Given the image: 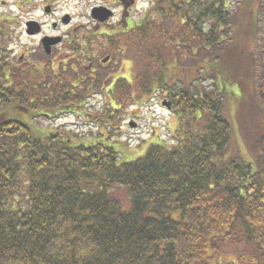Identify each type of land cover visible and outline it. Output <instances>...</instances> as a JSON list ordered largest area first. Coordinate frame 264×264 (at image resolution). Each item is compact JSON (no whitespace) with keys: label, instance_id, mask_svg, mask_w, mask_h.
I'll use <instances>...</instances> for the list:
<instances>
[{"label":"trees","instance_id":"obj_1","mask_svg":"<svg viewBox=\"0 0 264 264\" xmlns=\"http://www.w3.org/2000/svg\"><path fill=\"white\" fill-rule=\"evenodd\" d=\"M261 1H150L129 36L140 41L139 61L160 68L134 77L130 62L101 120L115 124L126 104L118 94L133 101L137 90L145 101L161 89L177 124L173 144L153 137L129 162L114 148L130 151L126 144L107 130L87 138L40 128L42 119L85 110L102 76L85 81L63 65L48 75V62L23 72L0 56V264H223L227 255L264 264V59L256 81L250 53L264 45ZM153 25L157 49L169 54L161 62L148 46ZM108 32L99 52L128 38ZM6 45L1 27L0 54ZM209 80L214 89L200 87ZM232 84L240 89L234 122Z\"/></svg>","mask_w":264,"mask_h":264},{"label":"rangeland","instance_id":"obj_2","mask_svg":"<svg viewBox=\"0 0 264 264\" xmlns=\"http://www.w3.org/2000/svg\"><path fill=\"white\" fill-rule=\"evenodd\" d=\"M56 1V2H55ZM115 0H54V8L56 9L55 13V19L54 18H45L44 20L47 23H58V19L60 21L64 20L65 18H68V26H63L59 32V34H65L69 27H74L77 31V33L74 32L73 35H75L78 38H80L81 35H86L89 32H100L103 27H96V30L93 29V22L90 19V9L94 6H108L111 5ZM237 0H231V7H234L236 5ZM19 2V0H0V28L3 27L5 34L3 33L2 39L4 42L8 41V50L10 49H16L17 52L19 51V48L17 49L16 46L21 45H27L29 47H34L37 44V41L30 42V39H26L23 36L22 29H23V22L26 20V14L23 13L20 14L19 11H17V8H15V4ZM138 8L140 9V13H143V11L146 8H149V3L146 2V0H140L139 1ZM142 3L144 5L142 6ZM112 6V5H111ZM259 13L257 17L259 18V36L264 37V0H262L259 3ZM22 10L26 9L25 7L21 6L19 7ZM120 9V8H119ZM118 8L115 10L119 11ZM117 11V12H118ZM35 16H39L40 12L36 11ZM69 16L71 20L69 19ZM8 20H16V22L8 21ZM10 27L12 29L11 35L14 33L16 34V38L18 39H12V42L9 39L8 32L6 31V28ZM77 27H80L77 29ZM95 27V26H94ZM152 29V41L148 44V46H152L156 48L157 53L155 56L159 58V62L166 60L169 58V54L167 53V50L165 48H159L157 49L158 45L163 44V41L161 38L155 34V29ZM106 29V28H104ZM182 30V29H181ZM184 32V31H183ZM53 33V32H52ZM21 36V37H20ZM81 40L78 42L80 43ZM138 38H132L131 42L127 44L126 49H128V56L130 59L134 62V69L133 72L135 73L134 77H139L142 73H147L151 75H155L157 70L160 68V65L157 63L158 61H152V60H146L143 57V62L139 61L140 52H138V49H140V43ZM77 43V42H76ZM178 41L175 42V45L180 49L182 46V40L180 41V44H177ZM130 44L132 45L130 47ZM66 45L62 47L64 49ZM67 50V49H66ZM9 52V51H8ZM84 52V51H83ZM83 52H81L83 54ZM61 56L58 55L55 58L54 63L52 64V68L47 70L48 75L50 73L57 72V70L61 67L60 62L64 60L65 52H61ZM251 59L252 61H255L254 65V77L257 81V75H260V67H259V61L264 59V45L260 40H258L251 48ZM261 55V56H260ZM0 56L4 59V52L0 54ZM116 57V56H115ZM59 62V64L57 63ZM184 63H188L185 60H183ZM87 63V62H86ZM89 63V62H88ZM117 65V66H113ZM110 66L114 70H118L117 67L120 65L119 61L117 60V57L114 58V62H112ZM156 63V65L154 64ZM154 64V65H152ZM87 65V64H86ZM85 65V66H86ZM68 67V65H67ZM25 67H23V71ZM119 68V67H118ZM20 70V69H19ZM186 69L178 70L177 76L182 77L185 73ZM127 73L130 74V70H127ZM128 74V75H129ZM187 79V85H189V82H191V78L188 77ZM71 79V77H70ZM107 80V79H106ZM139 80V78H138ZM210 85V80L205 82L203 86L200 87H208ZM234 84L230 86L229 93L226 95L228 102L230 104L229 111L231 115V120L234 122V109L239 106L240 98L238 97L239 94V88L233 87ZM210 88V86H209ZM102 89V88H101ZM100 89V84L97 83V87L95 88L96 95H92L87 98L86 101V111L81 110L74 114H65L59 117L55 120L50 119H42L40 123V128L44 129H51V128H60L61 130H70L77 134H80L81 136H86L87 138L91 135L94 136V134L97 132V128L100 130H107L110 134H112L115 138H119L122 142H126V147L130 150H126L123 148H119V146H114L115 150L119 152L118 157L120 162H129L131 160H134L136 158H139L144 155L146 151V144L147 140H149L153 135L158 134L161 137L162 142H166L167 144H173L172 142V133L173 128L175 127V118L174 115L169 113L165 108L161 106L162 100L165 98V94L161 91V89H158V91L155 94V98L153 100H145L142 101V97L138 94V91H134L135 97H133V101L127 99L126 93H121V96L118 94V97H121L122 100H124L125 105H123V108L119 111V117L115 120L114 125L104 124L103 120H101V115L106 114L108 111V94L102 95L101 93H104ZM211 89H214L211 87ZM252 89L256 90V85H252ZM115 96H117V92L115 93ZM142 101L140 107L139 105H136L138 102ZM86 114H91L92 116H88ZM103 119V118H102ZM168 120L171 121L170 123V132L168 130ZM112 122V121H111ZM135 123V126L130 127V123ZM137 126V127H136ZM104 132V131H103ZM234 144L235 142L238 143V146L241 147L242 141L239 138V136L236 134V141L233 140ZM150 143V141L148 142ZM143 148H139V147ZM145 146V147H144ZM223 264H232L234 261V257H223Z\"/></svg>","mask_w":264,"mask_h":264},{"label":"flooded vegetation","instance_id":"obj_3","mask_svg":"<svg viewBox=\"0 0 264 264\" xmlns=\"http://www.w3.org/2000/svg\"><path fill=\"white\" fill-rule=\"evenodd\" d=\"M53 1L54 0H19V2L16 3L19 7L23 6L26 8L22 10L18 7L20 14H22V12L27 13L26 20L23 22V36L26 39H30V42L37 41V44L34 47L20 44V46H16L17 49L19 48V51L17 52L16 49L8 50L9 44L7 43V47L4 52V64L6 66L14 65L16 67L23 66L24 64H30L32 67L41 68L45 64V61L46 63L48 62L50 65H52L55 61V58L58 55L61 56V52L64 51L65 57L60 63L70 61V64L73 65V70L79 74H83L85 76V80L87 77L93 78V80H95L99 76H106L103 80L104 88H102V91L104 89V93H108L112 90L113 85L117 81L128 77L129 73H127V70L130 68V62L128 60L121 59L119 60V68L117 67L118 70H114L110 64L114 62V58L117 54H121L119 52L121 50L117 48L110 49L109 46H107V51H105L102 56H99V53H93V51H98L100 49L97 43H78L82 39V35L77 40V37L73 35L74 32L77 33L74 27H69L65 34H59L63 26H68L70 24L65 25L63 20L60 21V19H58L57 24H50L44 20L45 18L55 17L54 15L56 13V9L52 4ZM111 5L100 6L107 9L103 14V18H105L104 15L106 14L109 16L104 23L100 25L96 24L94 27L95 30L96 27H103L100 33L107 37H109L110 33L108 31H113V29H115L114 33L116 34H129L133 31H139L140 15L139 11L136 10V7L139 5V0H115ZM116 8H120L119 11L117 10L118 12L115 10ZM36 11L40 12L39 16H35L34 13ZM108 11H111V14H109ZM69 19L71 20V18ZM12 22H16V20H13ZM30 23H37L36 27L38 31L33 34L27 33ZM130 23L131 25H129ZM130 26H132L131 31ZM6 31L8 32L11 42L12 39H18L16 38L15 33L11 35L12 29L10 27H7ZM45 38H61V41L60 43L51 45L50 47H45L43 44V39ZM64 45H66V47L62 49ZM81 52H83V54ZM82 57L90 59L87 61V66L77 62V60L82 59ZM103 60L105 61L103 62ZM57 63L59 64V62ZM76 63L78 66H76ZM113 66L117 65L113 64Z\"/></svg>","mask_w":264,"mask_h":264},{"label":"water","instance_id":"obj_4","mask_svg":"<svg viewBox=\"0 0 264 264\" xmlns=\"http://www.w3.org/2000/svg\"><path fill=\"white\" fill-rule=\"evenodd\" d=\"M93 14L96 16V17H99L100 16V14H102L101 12H100V10L99 9H95L94 11H93ZM100 18V17H99ZM32 27V28H31ZM37 31V28L36 27H34L33 25L32 26H30L29 25V30H28V34H33V33H35ZM59 40L58 39H56L55 41H53V43H57ZM46 46V45H45ZM163 105L164 106H166L167 108H169V104L168 103H163Z\"/></svg>","mask_w":264,"mask_h":264}]
</instances>
